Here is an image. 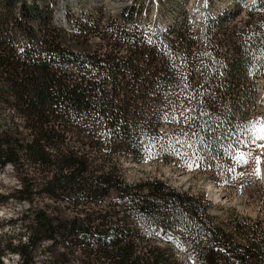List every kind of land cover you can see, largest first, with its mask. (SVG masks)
<instances>
[{
    "label": "trees",
    "instance_id": "obj_1",
    "mask_svg": "<svg viewBox=\"0 0 264 264\" xmlns=\"http://www.w3.org/2000/svg\"><path fill=\"white\" fill-rule=\"evenodd\" d=\"M17 4L6 0L0 14V171L10 166L19 187L0 203L29 207L16 219L26 237L0 245V264L7 252L35 264L46 243L52 264H175L159 244L170 237L197 264H264V229L213 225L202 197L155 179L128 182L121 167H213L248 132L264 77L262 24L220 38L213 29L237 17L229 10L197 30L183 17L145 33L126 10L117 23L76 24L69 43L51 18ZM14 26L29 38L21 48Z\"/></svg>",
    "mask_w": 264,
    "mask_h": 264
},
{
    "label": "rangeland",
    "instance_id": "obj_2",
    "mask_svg": "<svg viewBox=\"0 0 264 264\" xmlns=\"http://www.w3.org/2000/svg\"><path fill=\"white\" fill-rule=\"evenodd\" d=\"M5 1L0 0V14L3 15L7 10L4 7ZM15 1L19 4L25 2L28 7L38 9L44 17L51 18L53 27L60 32V38L69 43L75 42V37H80L75 30L76 24L117 23L123 19L122 14L126 10L132 11L134 23L138 24L139 29L145 33H149L152 28L165 29L174 19L182 20L183 17L189 19L188 24L192 30H197L204 16H225L229 10L237 13V17L220 29H213L219 33L220 38L228 34L232 38L245 36L246 31H252V25L260 23L262 24L260 29L264 32V7L261 13H252L248 10L250 3L255 2L258 7L262 0H124L121 6L109 0ZM240 1L246 2L243 8L240 7ZM12 14L17 17L15 10ZM32 25L33 32L39 37L42 34L40 28ZM9 31L15 47L21 48L27 45L29 38L25 32L16 26L12 29L10 27ZM87 40L92 47L99 43L98 39L91 36L87 37ZM221 50L225 51L226 47L221 46ZM255 89L258 106L249 108L254 120L248 119L249 124L245 125L248 132L243 136L238 134L235 144L228 143L229 148H225L221 158H216L213 167L212 164L179 167L177 161L133 163L123 160L121 167L125 179L128 182L155 179L177 191L202 197L208 202L205 216L213 225L227 222V225L233 227L234 223L239 222L248 224L252 229H264V149H261L257 142L264 136V123H262L264 122V77H259ZM252 137L256 139H250ZM18 187V178L10 166L0 171V195L10 193ZM43 203L49 202L44 200ZM28 207L26 203L18 204L15 201L0 203L1 247L15 246L20 237H26L16 219ZM169 241L170 243L159 244L172 251L175 264H197L196 260L188 257L186 249L179 241L171 237ZM47 245V243L43 244L40 247L42 252L36 253L35 264H52L48 254L44 252ZM1 262L15 264L18 259L16 255L7 252L1 258Z\"/></svg>",
    "mask_w": 264,
    "mask_h": 264
},
{
    "label": "snow or ice",
    "instance_id": "obj_3",
    "mask_svg": "<svg viewBox=\"0 0 264 264\" xmlns=\"http://www.w3.org/2000/svg\"><path fill=\"white\" fill-rule=\"evenodd\" d=\"M262 123H264V122H262ZM250 139H256V138H255V137H252V138H250ZM257 142H258V144H259V147H260L261 149H264V136L260 137L259 140H258ZM258 163H259V160H258ZM257 173H259V168H257Z\"/></svg>",
    "mask_w": 264,
    "mask_h": 264
},
{
    "label": "bare ground",
    "instance_id": "obj_4",
    "mask_svg": "<svg viewBox=\"0 0 264 264\" xmlns=\"http://www.w3.org/2000/svg\"><path fill=\"white\" fill-rule=\"evenodd\" d=\"M110 2H113L117 6H121L124 2V0H109Z\"/></svg>",
    "mask_w": 264,
    "mask_h": 264
}]
</instances>
